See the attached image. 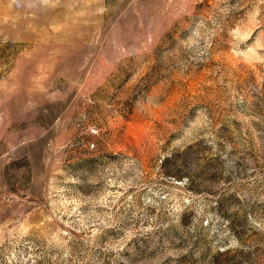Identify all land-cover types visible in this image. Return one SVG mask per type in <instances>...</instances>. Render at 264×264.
I'll return each mask as SVG.
<instances>
[{"label":"rangeland","instance_id":"rangeland-1","mask_svg":"<svg viewBox=\"0 0 264 264\" xmlns=\"http://www.w3.org/2000/svg\"><path fill=\"white\" fill-rule=\"evenodd\" d=\"M0 264H264V0H0Z\"/></svg>","mask_w":264,"mask_h":264}]
</instances>
